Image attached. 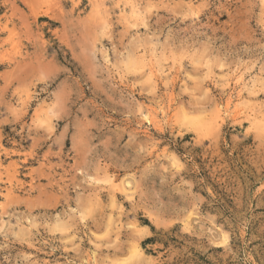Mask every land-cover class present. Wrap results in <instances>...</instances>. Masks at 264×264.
<instances>
[{
    "label": "rangeland",
    "instance_id": "obj_1",
    "mask_svg": "<svg viewBox=\"0 0 264 264\" xmlns=\"http://www.w3.org/2000/svg\"><path fill=\"white\" fill-rule=\"evenodd\" d=\"M262 2L0 0V264H264Z\"/></svg>",
    "mask_w": 264,
    "mask_h": 264
},
{
    "label": "bare ground",
    "instance_id": "obj_2",
    "mask_svg": "<svg viewBox=\"0 0 264 264\" xmlns=\"http://www.w3.org/2000/svg\"><path fill=\"white\" fill-rule=\"evenodd\" d=\"M126 1V0H125ZM125 3V2H124ZM262 3H264V2H262ZM126 5V4H125ZM131 9H132V6H131ZM133 10V9H132ZM152 70V69H151ZM150 73V72H149ZM152 74V73H151ZM152 77V76H151ZM251 118V117H250Z\"/></svg>",
    "mask_w": 264,
    "mask_h": 264
}]
</instances>
